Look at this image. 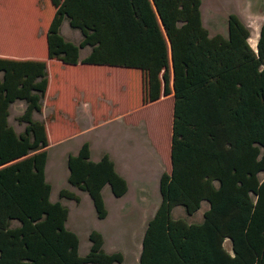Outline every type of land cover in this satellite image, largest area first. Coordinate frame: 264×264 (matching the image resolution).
<instances>
[{"label": "trees", "instance_id": "16d2710c", "mask_svg": "<svg viewBox=\"0 0 264 264\" xmlns=\"http://www.w3.org/2000/svg\"><path fill=\"white\" fill-rule=\"evenodd\" d=\"M36 1L43 11L42 0ZM49 2L46 58L69 67L79 63L138 73L145 101L158 96L157 73L166 65L167 43L172 87L169 173L159 175V203L146 223L137 264H264V22L254 52L248 28L233 14L226 17L225 36L209 37L200 0ZM63 21L79 33L77 45L60 36ZM84 48L89 52L79 61ZM15 63L0 59V69ZM44 78L0 74V118L5 119L12 102L22 100L26 107L20 119L32 133L22 141L12 135L9 144L40 141L34 154L4 166L0 161V264L120 263V253L103 252L102 237L95 231L87 235V253L78 256L77 237L64 227L67 209L49 201L50 185L43 178L45 133L42 123L30 117L36 106L40 109ZM162 79L167 91V74ZM66 169L67 185L88 196L98 220L106 216L104 186L115 199L126 193L113 163L106 155L90 161L86 143L67 155ZM57 197L79 201L64 189ZM202 202L207 209L200 223L171 218L174 207L191 216ZM224 240L231 256L222 248Z\"/></svg>", "mask_w": 264, "mask_h": 264}, {"label": "rangeland", "instance_id": "374dc122", "mask_svg": "<svg viewBox=\"0 0 264 264\" xmlns=\"http://www.w3.org/2000/svg\"><path fill=\"white\" fill-rule=\"evenodd\" d=\"M42 3L43 11L40 6L36 7V0H0V59L4 63L17 62L11 68L8 66L6 71L0 69V74H42L45 77L42 83L46 89L42 92V97L46 94L47 102L40 103L41 109L36 106L30 117L34 113V119L31 117V120L43 125L46 143L43 148L46 152L43 178L50 185V202L58 201L67 209L64 227L77 237L78 256L83 257L87 253V235L90 231H95L102 237L104 253L117 252L122 255V261L117 264H137L135 250L140 247L146 223L159 203V175L169 173L172 97L169 89L164 91L163 74H158L159 93L156 100L159 101L148 105L150 101H145L142 94L145 91L142 85L143 77L138 73L127 74L129 70L121 69L115 70L121 74H96L92 78L93 75L76 72L108 69H73L56 60L47 59L45 35L52 7L49 0H42ZM199 12L209 37L216 34L225 36L226 17L235 15L248 28V43L252 45L256 42L259 26L264 22V0H200ZM156 24L158 26L157 20ZM159 32L162 36L160 27ZM59 34L64 41L74 45L80 41L79 33L71 30L66 21L61 23ZM86 53L87 48H84L79 50L78 55L83 57ZM73 72L75 74H72ZM77 82H87L95 88L102 86L105 97L120 106L127 116V121L121 125L110 124L102 127H90L88 119L78 120V125L72 124L69 104H60L57 101L55 105L52 98L58 85L66 87L63 97H70L72 87ZM49 88L50 95L47 96ZM37 98L38 95L34 94V100ZM15 102L25 105L23 110L18 111L19 114L16 107L9 111L10 105ZM10 105L5 119L0 118V161L7 162L1 163L3 166L34 154L40 145V141L33 138L28 140L27 145L9 144L12 135L14 141H22L32 135L30 128L20 119L25 111V102L15 100ZM101 110L99 107V111ZM82 142L87 143L92 162L97 161L99 155L107 151L129 187L126 197L115 199L109 188L104 186L102 197L108 216L103 220L96 218L88 196L66 183V157L75 155ZM61 189L75 194L79 197V202L75 204L58 199L57 193ZM206 209L207 204L202 202L194 214L187 216L183 209L177 206L171 210L170 215L173 220L197 224ZM118 216H123L122 220L118 219ZM14 225L17 226L16 223ZM222 248L226 253H230L227 240L222 243Z\"/></svg>", "mask_w": 264, "mask_h": 264}, {"label": "crops", "instance_id": "0c3cea01", "mask_svg": "<svg viewBox=\"0 0 264 264\" xmlns=\"http://www.w3.org/2000/svg\"><path fill=\"white\" fill-rule=\"evenodd\" d=\"M35 5H36V7L37 6L42 7V5H39L37 1H36ZM37 11H38V9H37ZM248 42H249V40H248ZM255 43H253L252 45L249 44L253 47L252 48L250 46L253 50L255 49V46H254ZM88 52H89V50L87 49V53L83 57H79V55H78V60L80 61L82 58H84L88 54ZM165 54H166V65L157 74H167V88L169 89V94L172 97L171 69H170V65H169V51H168L167 43L165 46ZM77 67H78V69H80V68L88 69V68H91L93 66H85V65H81L78 63L76 66H74L72 68L75 69ZM93 68H103V69L107 68L108 70L96 71L95 69H91V70H86L82 73L80 71L78 72V70H77L76 74H90V76L93 75L92 78L96 74H121L120 72H115V70L121 71V68H111V67H93ZM122 70L127 71L126 69H122ZM72 74H75V72H73ZM127 74H128V72H127ZM92 83H94V81ZM60 84H61V82H60ZM65 90H66V87H64V86H61V85L56 86L54 93H53L54 96L52 98V101L54 104H55V102L57 103V101L60 104H62V103L69 104V109L71 110L70 118H71L72 124L78 125L77 124L78 120L88 119L90 121V123H89L90 127H102V126H107L110 124L121 125L123 122L127 121V118H126L127 116L121 110L120 106L117 103H114L113 101H111L107 97H105V95H104L105 90L102 86L95 88L93 85L91 86V84L88 85L87 82H86V84H84V82L81 84L77 82V84L73 85V87H72L71 96L67 97V98L63 97ZM124 91H126V89ZM48 95H50V88H49V91L47 93V96ZM47 99H48V97H46V94H45V96H43L42 99H40L39 104L42 101H43V103H44V101L47 102ZM157 101H159V100L157 99L155 101H152V102L148 103V105L152 104L154 102L157 103ZM24 106L25 105L20 103V102H15L12 105H10L9 111L13 107H16L17 114H19L18 111L23 110ZM99 107L102 109L101 111H99ZM40 109H41V105H40ZM42 110H43V107H42ZM125 110H126V108H125ZM131 111H133V110H131ZM98 112H101V113L98 114ZM171 112H172V108H171ZM31 117H32V119H34V113L31 115ZM83 143H86V142H82L81 144H83ZM81 144H80V146H81ZM79 147H78V149H79ZM103 155H106L108 157V159L113 163L114 171L122 179H124V175L118 171L117 164L114 161V159L109 155V153L107 151H104L103 153H101L99 155V159ZM89 159H90V152H89ZM97 161H95V162H97ZM124 181H125L126 186H127L126 193L122 197L117 198V199H122V198L126 197L128 194L129 187H128L127 181L125 179H124ZM103 189H104V187L101 189V197H102V190ZM78 199H79V197H78ZM49 201H50V194H49ZM102 201H103V197H102ZM103 204H104V202H103ZM104 208H105V204H104ZM107 216H108V211H106L105 218ZM122 217L123 216H118V219L122 220ZM102 244H103V240H102ZM139 253H140V247L136 248V250H135L136 262H137ZM229 255L231 256V251H230Z\"/></svg>", "mask_w": 264, "mask_h": 264}, {"label": "water", "instance_id": "95a60500", "mask_svg": "<svg viewBox=\"0 0 264 264\" xmlns=\"http://www.w3.org/2000/svg\"><path fill=\"white\" fill-rule=\"evenodd\" d=\"M254 52H255V49H254Z\"/></svg>", "mask_w": 264, "mask_h": 264}]
</instances>
